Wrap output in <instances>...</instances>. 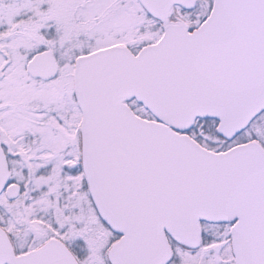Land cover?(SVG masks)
<instances>
[{"label": "snow or ice", "instance_id": "6c2138e0", "mask_svg": "<svg viewBox=\"0 0 264 264\" xmlns=\"http://www.w3.org/2000/svg\"><path fill=\"white\" fill-rule=\"evenodd\" d=\"M0 264H264V0H0Z\"/></svg>", "mask_w": 264, "mask_h": 264}]
</instances>
